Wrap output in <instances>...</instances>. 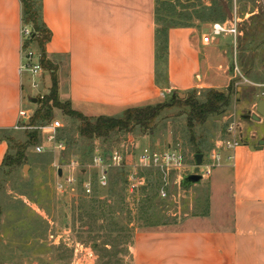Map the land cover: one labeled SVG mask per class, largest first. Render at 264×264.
I'll use <instances>...</instances> for the list:
<instances>
[{
	"label": "crops",
	"instance_id": "obj_1",
	"mask_svg": "<svg viewBox=\"0 0 264 264\" xmlns=\"http://www.w3.org/2000/svg\"><path fill=\"white\" fill-rule=\"evenodd\" d=\"M159 1L40 0L42 21L51 35L45 53L56 67L60 102L70 103L87 118L120 117L180 93L227 91L231 82L239 81L233 65L239 67L237 45L246 38L260 47L251 52L244 74H252L256 53L264 56L262 0L232 1L231 14L225 12L226 17L212 22L202 35L185 26L169 29L164 52ZM216 23L251 27V32L247 36L239 30L236 39L225 34L204 44L203 37ZM24 28L21 1L0 0V131H15L21 112L30 111L24 108L26 99L34 97L27 90L26 77L31 88L32 78L22 70L23 55L28 49L39 56L40 50L36 43L25 49ZM221 37L232 38L234 46L224 45ZM36 81L43 86L50 81L48 91L52 86L47 71ZM262 141L264 135L258 142L220 152V166L201 182L209 188L203 215L176 226L136 230L129 248L133 264H264ZM7 152L8 144L0 140V172Z\"/></svg>",
	"mask_w": 264,
	"mask_h": 264
},
{
	"label": "rangeland",
	"instance_id": "obj_2",
	"mask_svg": "<svg viewBox=\"0 0 264 264\" xmlns=\"http://www.w3.org/2000/svg\"><path fill=\"white\" fill-rule=\"evenodd\" d=\"M222 1L227 7L225 12L231 14L230 9L234 0ZM217 2L218 0H160L158 10L161 30L168 31L174 27L185 26L197 29L202 35L212 23L204 21L206 20L203 16L204 12L208 9L215 13L219 12ZM28 28L31 36L33 30L31 27ZM239 30L248 36L251 27L249 29L244 26V29L241 27ZM223 41L231 47L234 46L232 38L224 40L221 37V42ZM255 47L258 49L260 44L250 43L249 38L238 42L237 45L240 71L251 83L257 84L264 82L262 51L256 53L252 74L249 76L244 74L245 67L251 65V52ZM233 67L235 69V65ZM160 68L163 71L165 69L162 60ZM233 74L235 75V71ZM26 80L27 90L34 96L37 103L32 104L31 100L26 99L24 108L32 111L34 116L40 108L39 102L50 94L47 88L50 86V81L47 86L36 81L38 89L34 90L31 88L28 76ZM195 80L198 82V78ZM234 82L236 92L232 96L230 108L220 115L209 116L204 123L194 122L193 127H190L186 109L177 105L172 110L163 113L153 135L144 134L137 129L132 135L117 134L111 141L94 140L91 142L92 148L98 142L106 151L117 148L124 150L130 162H134L137 150L145 146L161 151L169 146H177L183 153L184 167L168 175L167 186H163V177L160 173H147L153 184L158 182V178L160 179L161 187H165L167 191L166 198H161L159 193L151 192V190L145 192V195L139 192L138 195L128 198L124 191V195L121 194V196L123 199L126 197L125 205L132 211L131 218H129L131 220L127 219L128 209L122 211L124 207L115 201L118 197L112 199L114 201L112 206L116 211L114 222L117 226L115 227L110 225V220L95 221L85 217L82 220L79 219V215L90 212L92 208L88 201L89 198H86L79 189L72 192L77 201L72 202L71 211H69L71 203L68 202L67 197L59 196L56 191L57 181L61 179L58 176L56 165L64 170V167L74 158L88 162L89 156H86V151L81 146L82 142L61 155L36 154L31 148L26 153L29 160L26 164L15 168L3 167L0 172V264H75L73 248L55 243L59 230L69 231L73 241L92 249L96 260L89 261L88 264H133L129 248L133 243L136 230L176 226L184 222L187 217L203 215L207 208L206 200L209 195L207 183H201L188 189L182 186L183 178L192 174L196 168V156L203 155L202 165H204L210 162L209 157L220 141H234L239 144L248 143L251 140L258 142L264 135V122L257 125V122L242 119L243 116L256 113L257 104L264 101V86L254 87L237 79ZM206 91L197 90V96L203 98ZM192 94L193 92L189 91L175 96L180 101H184ZM171 98L168 97L167 102H170ZM55 121L61 123L59 130H64V133L58 130V138L63 137L66 142L79 139L77 124L67 121L57 110L54 111L52 122ZM232 126L233 130L230 132ZM15 132L19 135L17 137H22L21 139L24 140V133L34 131ZM38 133L40 134L38 145H46L44 136ZM9 153L10 156L14 154L12 151ZM26 167L27 169L24 170ZM116 190L118 195L119 188ZM153 195H155L153 208L147 215L148 219H151L149 223L141 217L140 210L143 200ZM109 196V190L99 192V198L107 199ZM67 202L70 203L69 207H67ZM80 205L84 208L80 209ZM95 214L99 215V212ZM66 226L68 229H65ZM105 244L108 245L105 247Z\"/></svg>",
	"mask_w": 264,
	"mask_h": 264
},
{
	"label": "trees",
	"instance_id": "obj_3",
	"mask_svg": "<svg viewBox=\"0 0 264 264\" xmlns=\"http://www.w3.org/2000/svg\"><path fill=\"white\" fill-rule=\"evenodd\" d=\"M23 6V24L25 27H31L33 32L25 43V49L28 48L29 44L36 43L40 50V64L44 71L50 72L52 86L50 88V94L43 100L39 102L40 108L34 113V116L31 120V125L38 127L49 124L54 120V111L57 110L62 113L63 117L67 121L77 124V133L78 140L72 139L69 142H66L65 139L59 138V141L65 143L66 150L71 147L78 146L80 142L86 151V156H90L92 151L91 142L94 140L102 141H111L113 136L117 134L124 133L126 135H132L137 129H140L142 133L153 135L154 131L157 128L158 120L161 118L164 112L170 111L175 108L177 105H181L186 109L188 114V120L190 127H193L194 122L204 123L207 118L211 115L217 116L221 113H225L231 106L232 96L236 92L235 82H231L227 91L222 92L218 90H207L203 98H199L198 92L194 91L191 96L184 101H180L176 96L172 97L170 102H164L155 106H146L142 108L129 109L125 111L120 117H99V118H87L81 113L74 111L71 108L70 103H62L59 100L58 96V79L56 75V67L48 60L45 53V46L50 41L51 35L47 28L44 26L42 21V10L40 0H20ZM218 0L219 12L215 13L213 10H206L203 15L206 17L204 21L216 22L219 19H224L225 15V6L222 5ZM201 19V18H200ZM167 31L161 30L160 32V48L161 51L167 48ZM64 133V130H59ZM16 134L15 131H0V140L5 141L8 144V152L3 161V167L15 168L20 167L26 164L29 160L27 157V151L31 148H34L39 144L40 134L38 132L24 133L22 137ZM65 150V151H66ZM10 151L14 152L10 156ZM64 151V152H65ZM63 152V154H64ZM147 175V174H146ZM147 175L148 184L147 186L141 188L140 192H145L151 190V192L159 193L161 189V181L158 178V182L153 184L149 180ZM124 173L117 172L114 173L111 179V186L109 190V197L107 199L99 198L98 191H95V194L92 197H89V203L91 211L85 214L79 215V219L82 220L88 218L89 220H103L109 221L110 225L115 227L117 226L114 222V216L116 214L115 208L112 206L116 196L118 199L115 201L118 205H122L123 210L128 209L127 219L131 218V209L125 205V198L121 196L124 195ZM119 188V194H116V189ZM184 189H188L183 187ZM88 198V197H86ZM155 195L147 197L146 200H143L141 207V217L151 222V219H148V213L153 208V201ZM68 202H76L77 199L74 196L67 197ZM67 202V207L70 206V203ZM84 206L80 205V209H83ZM99 212V215L95 214ZM131 220V219H129ZM131 223V221H130ZM65 229H68L66 226ZM124 229H122L123 231ZM108 244H105V247Z\"/></svg>",
	"mask_w": 264,
	"mask_h": 264
},
{
	"label": "built area",
	"instance_id": "obj_4",
	"mask_svg": "<svg viewBox=\"0 0 264 264\" xmlns=\"http://www.w3.org/2000/svg\"><path fill=\"white\" fill-rule=\"evenodd\" d=\"M264 2V0H262ZM229 34L235 39L240 35L236 25L228 27L225 24L216 23L211 27V33L203 37L204 44H211L216 38ZM25 40L30 37V32L26 27L23 29ZM22 70L31 74L32 89H38V78L43 73V68L40 64V55L37 56L31 50H24ZM235 75L245 84L253 85L254 87H263L251 83L240 71L235 63ZM264 96V94H263ZM43 98V97H42ZM33 116L31 111H22L20 114L21 121L14 128L15 131H34L40 132L46 140V145H38L33 148L36 154H62L65 150V143L59 141L57 132L61 127L59 121L51 122L43 126H32L30 119ZM233 126L230 128L232 132ZM240 144L234 141H220L217 148L210 155V162L200 167V175L203 180L211 177L214 169L220 166L221 151L234 150ZM88 162H82L78 158L72 159L68 165L64 167L63 175L56 184V191L61 197L73 196V190L79 189L85 197H92L95 191L101 192L108 190L111 186V174L115 171L124 173V191L126 197L138 195L141 188L147 186L148 172H158L163 177V186H167V177L174 170L184 167V157L180 147L169 146L166 150H157L149 146L139 148L135 156L134 162L129 161L128 154L119 148L104 150L101 145L96 142L91 154L88 157ZM59 170V167L56 165ZM161 187L159 195L161 198L167 197L165 187ZM72 234L67 230H59L55 239L57 245L64 244L72 247L75 253V264H88L89 261L96 260L94 253L90 247H85L82 244L71 239ZM54 238V236H52Z\"/></svg>",
	"mask_w": 264,
	"mask_h": 264
},
{
	"label": "water",
	"instance_id": "obj_5",
	"mask_svg": "<svg viewBox=\"0 0 264 264\" xmlns=\"http://www.w3.org/2000/svg\"><path fill=\"white\" fill-rule=\"evenodd\" d=\"M31 103L36 104L37 100L32 99ZM220 117H222V116H220ZM216 119H219V118H216ZM242 119L247 120V121H253V122H259V121H261V119H264V101H260L257 104L255 114L243 116ZM259 145H260L259 149H261V147L264 146V141L260 142ZM202 162H203V155H197L196 156V168L194 169V172L192 174H189L183 178V181H182L183 187L190 188L192 186L200 184L203 181V178L200 175V167L202 166ZM26 169H27V167L24 170H26ZM62 175H63V170L59 169L58 170V176L62 177ZM94 247H95V245H94Z\"/></svg>",
	"mask_w": 264,
	"mask_h": 264
}]
</instances>
